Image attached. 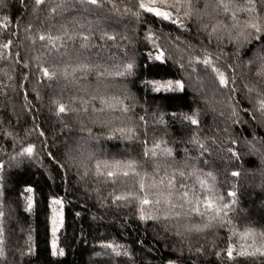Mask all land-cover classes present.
Here are the masks:
<instances>
[{"label":"trees","instance_id":"1","mask_svg":"<svg viewBox=\"0 0 264 264\" xmlns=\"http://www.w3.org/2000/svg\"><path fill=\"white\" fill-rule=\"evenodd\" d=\"M54 0H47L44 7L33 13L34 0H24L27 7L21 0H6L7 7L0 8V20L6 14L9 16V29L0 28V42H4L9 35V31L17 32V36L12 37L14 45L12 52H19V57L9 56L7 60H0V133H12L18 139H23L25 143L35 145V156L32 159L24 158L22 163L16 168H6L3 176L4 180L0 181L6 190L5 195L0 198V204L4 205L3 210L6 216L3 219L6 228V251L7 260L0 261V264H161V257H168L173 246L176 249L180 247V237L175 235L176 225L185 223V219L171 218L167 221L169 231L165 233L163 228L165 223H154L151 221L140 222L135 215V205H117L113 204L110 199V193H120L127 190L135 182L134 177L121 178L116 185L106 182V178H96L92 175L81 180L75 165L70 166V171L65 172L63 169H57L46 155L48 151L57 153L62 156L66 142H76L80 138L88 139L87 131H81V128H91V136L96 138L89 140L95 156L100 160L129 159L135 158L142 164L141 170L152 172L151 162L145 163L139 155V147H129L128 141L117 139H108L110 128L125 121L121 113H105L92 111V105L97 109L102 108L99 99L92 102L88 112L78 114H56V105L53 100H59L65 104L71 102L72 96H83L88 99L92 95L116 96L124 100L126 96L124 84L120 78L106 77L101 82H97L95 74L88 76L87 81L80 84H72L64 80L47 81L38 80L37 61L33 59L39 56L43 49L37 41L35 45L26 37L28 32L25 31L29 22L38 25V18L44 20L48 18L49 23H56L61 20V16H56L55 20L49 18L48 8L51 7ZM127 2V0H125ZM242 2V0H241ZM208 7L205 8V0H193L195 8L200 9L201 19H186L185 22L191 26V32H176L172 26L163 28L165 32L172 33V42L162 41L166 54L170 57L168 62L161 69V76L165 79L175 78L183 79L187 94L184 97L183 107L167 106L161 107L160 110L165 113L173 111H190V109L200 110V119L202 121V136H211L216 133L217 143L212 144L209 141V147L212 151L207 165H198L202 172L200 176L206 179L210 186L214 185V193L224 196L225 202L230 199L227 196L229 191L237 193L238 207L247 209L251 215L244 217L241 213L230 215L233 216L237 232H243L246 227H253L259 232L264 225V190L260 185L264 183V166L260 165L259 158L248 155V146L245 140L252 137L249 132L255 128H245L240 124L233 125L232 107L235 101L242 100L240 108H247L252 112V105L255 103V94L249 95L245 85L249 87L257 85L264 88V84L259 83V79L252 75L246 67L236 60L234 53V42H230L225 35L223 41H217L215 36L212 37L211 44L208 42L207 30H201L202 24H213L217 20L226 24H231L230 14H225L222 9L218 8L217 0H207ZM65 16L68 14L65 13ZM241 20L245 14H237ZM195 17V13H194ZM70 20L71 17L68 16ZM88 20L94 21V15H88ZM127 22V21H126ZM167 24V22H165ZM19 25V27H17ZM71 26V25H70ZM157 29L161 25H155ZM129 35L132 33L129 32ZM179 35L180 40L176 41L175 37ZM191 43L192 47L188 44ZM151 47V45H149ZM245 49L249 47H258V45H244ZM205 48L211 54L213 60L221 70L228 75L235 74L236 83L234 87L238 90L237 94H232L228 89H219L213 82L210 72H205L203 65L197 66V71L193 72L189 67V60L192 56H203ZM146 55L147 49H142ZM107 57V53L104 54ZM119 55V54H118ZM252 53L249 52V56ZM54 61L58 67H63L60 63L57 53ZM140 56V53H137ZM219 57V60L216 58ZM248 57H244L247 60ZM19 61V63H17ZM24 62L29 63V68L24 69ZM44 62V58H41ZM45 62L44 66H49ZM90 62L98 61L95 56L90 58ZM120 60L107 61L104 67L111 68L113 63H119ZM148 63H152L148 61ZM159 63V62H156ZM183 64V68H181ZM239 65L234 69H228L227 65ZM104 69L101 68V71ZM7 73L13 79L9 80L5 75ZM167 73L168 75H165ZM27 75V79L22 78ZM161 76H157L160 79ZM151 78V77H146ZM107 85V86H106ZM87 91H82L83 87ZM131 95L136 97L137 103L135 111L143 114L142 110L147 109L149 112L162 105L159 99L160 95H169L167 93H153L151 89L145 88L143 84L137 83L136 87L128 86ZM27 93V100L24 94ZM37 96L39 98H37ZM231 97V98H230ZM129 100H125L128 103ZM73 107H80L79 102L73 104ZM223 113V115H221ZM118 116L121 119L113 120L111 125L105 126L99 122L93 123V120H108ZM255 115L257 119H262L259 112ZM241 119L249 120L250 116H245L243 111H239ZM135 117H133V122ZM63 121V122H62ZM68 127L65 128L64 125ZM228 128L229 132L222 130ZM43 130L45 136H39V131ZM169 135L166 137L171 143L175 141L177 151L180 156L183 155L182 139L187 138V129L183 128L179 122H170L168 128ZM157 136L163 135L161 129H157ZM240 137L238 147L242 159L239 161L229 160L225 149L227 148V136ZM152 133H150V136ZM257 136H264V128L257 132ZM13 136L0 135V148L6 147L7 153L11 154ZM17 151L19 143H17ZM59 150V151H57ZM0 152V159L8 160L9 156ZM195 155V152L192 153ZM94 161L89 163L93 167ZM239 171L238 177H232V171ZM82 171V169H81ZM171 175L172 170L168 169ZM212 172L216 177L212 180L205 174ZM164 169H161L159 176H163ZM159 176L157 178H159ZM186 183L194 186L196 191L207 195L206 190L200 189L195 176H190ZM31 185L32 192L26 193L24 189ZM31 196L33 208L31 212L25 211L27 197ZM53 197L62 200V206L52 203ZM108 199H105V198ZM103 201V204L101 203ZM58 208L63 216V225L52 234L51 220L53 218V209ZM251 221L249 223L248 221ZM183 231V229H180ZM229 233L226 229L220 230L217 236L209 234L208 239H203L200 235H188L185 243H191L193 249L200 244H204L207 251L203 255H196L194 252L189 253L185 248L183 257L188 264H232L226 259V248L229 242ZM31 236V241L28 237ZM215 240V248L211 246V241ZM55 240L56 246L64 250V255L52 257L50 249L52 241ZM115 242L124 245V250L129 252V256L123 255L117 257L111 253V250L101 248L102 243ZM31 244L34 255L31 259L27 255L21 257L20 252L27 253V244ZM231 243L238 248L242 243H251V239L242 240L239 237H232ZM220 251L221 256L217 257L213 253ZM38 252V255L35 253ZM245 259V258H238ZM247 264H264L259 258H246Z\"/></svg>","mask_w":264,"mask_h":264},{"label":"snow or ice","instance_id":"2","mask_svg":"<svg viewBox=\"0 0 264 264\" xmlns=\"http://www.w3.org/2000/svg\"><path fill=\"white\" fill-rule=\"evenodd\" d=\"M25 7L27 4L21 0ZM47 0H34L33 13L44 7ZM6 0H0V8L7 7ZM205 8L208 7L205 0ZM218 8L222 9L225 14H230L231 24L223 23L217 20L211 25L205 23L200 26L201 30H207L208 42L211 44L212 37L216 40L223 41L225 35L230 42H234V57L239 60L248 71L259 79L260 84H264V0H217ZM200 9L193 5V0H54L51 7L48 8L49 18L55 20L56 16H61V20L56 23H49L48 18L40 20L38 25L29 22L25 31L29 34L26 37L33 45L40 44L43 51L39 56L33 57L38 63L37 76L38 80L53 81L64 80L72 84H80L87 81L88 76L95 74L97 82H101L106 77L120 78L126 81L124 84L125 99L122 100L116 96L92 95L88 99L83 96H72L71 102L65 104L59 100H53L55 104L56 114H78L80 112L87 113L92 102L99 99L102 108L97 109L92 105L94 113H121L123 119L128 123L116 125L110 128L108 139H117L128 141L129 147L138 146L139 155L145 163L151 162L152 172L142 171V164L135 158L129 159H113L100 160L95 156L89 140L96 139L91 136V128H81V131H87L88 139L80 138L76 142H66L65 151L62 156L57 153L48 151L47 156L50 162L57 169H63L65 172L70 171V166L75 165L81 180L92 175L93 177L106 178V182L116 185L121 178L134 177L135 182L127 190L120 193H110V199L113 204L119 205H135V215L140 222L160 223L163 221L165 226L163 231H169L167 221L171 218L185 219V223L176 225L175 235L180 237V247L176 249L174 246L168 257H161V264H188L184 259L183 253L185 248L189 253L203 255L207 249L204 244L193 249L191 243H185L188 235L197 234L207 240L209 234L217 236L220 230L226 229L229 233L228 244L226 248V259L232 264H247L246 258H259L264 261V225L261 226L259 238L253 227H246L243 232L236 231L233 216L230 215L241 213L244 217L251 215L247 209L239 208L237 193L229 191L227 196L230 198L225 202V197L215 194L214 185L210 186L206 179H202L200 173L202 169L200 164L207 165L212 151L209 147V141L212 144L217 143L216 133L211 136H202V121L200 119L199 109H190V111H173L170 114L160 110L161 107L175 106L183 107L182 101L187 94V88L184 80L167 78L161 76V69L168 62L170 57L166 54V49L162 41L172 42V33L163 31L164 27L172 26L176 32H191V26L185 22L186 19H201ZM68 15L65 16L64 14ZM195 13V17H194ZM245 14L243 20L237 15ZM88 15H94V21L88 20ZM68 16L71 19H68ZM127 21V22H126ZM167 22V24H165ZM159 23L160 29L155 25ZM71 25V26H70ZM19 27V25H17ZM0 28L9 29V16L4 15L0 20ZM132 34L129 35L128 33ZM17 36V32L9 31L8 38L4 42H0V60H7L9 56L19 57V52L13 54L12 46L14 40L12 37ZM176 41L180 40V36L175 37ZM258 45V47H249L245 49L244 45ZM151 45V47H149ZM192 47L191 43L188 44ZM142 49H147L146 55ZM249 52L252 53L249 56ZM53 53H57L60 63L63 67H58L54 61L56 57ZM107 53V57H105ZM140 53V56H137ZM119 54V55H118ZM95 56L98 61L90 62V58ZM244 57H248L244 60ZM44 58V62H41ZM119 59V63H113L111 68L104 67L107 61ZM219 60V57L216 58ZM49 66H44L45 62H49ZM151 61L152 63H148ZM159 62V63H156ZM19 63V61H17ZM189 67L192 71H197V66L203 65L205 72H210L213 82L216 86L223 90L228 89L230 93L237 94L238 90L234 87L236 76L228 75L221 70L213 60L211 54L205 48L204 55L192 56L189 60ZM239 65L228 64V69H234ZM181 64V68H183ZM23 68H29V63L24 62ZM101 68L104 70L101 71ZM9 80L13 79L5 73ZM165 75H168L165 73ZM157 76H161L157 79ZM151 77V78H146ZM22 78L27 79V75ZM143 84L145 88L151 89L153 93H167L169 95H160L159 99L162 105H158L156 109L149 112L143 109V114L135 111L136 97L131 95L129 85L136 87L137 83ZM107 86V85H106ZM249 95L255 94V103L252 105V112L247 108H240L242 100L235 101L232 107L231 115L234 117L232 124H240L245 128L255 125V128L249 132L252 137L245 140L248 146V155L259 158L261 166H264V136H257V132L264 128V118L257 119L255 115L259 112L264 117V88L253 85L249 87L245 85ZM82 91H87V87H83ZM27 93L24 94L27 100ZM37 98H39L37 96ZM231 98V97H230ZM125 100H129L125 103ZM79 102L80 107H73V104ZM239 111H243L245 116H250L249 120L241 119ZM223 115V113H221ZM133 117L135 120L133 122ZM121 119L114 116L108 120H93V123L99 122L105 126L111 125L113 120ZM63 122V121H62ZM170 122H179L180 125L187 129V138L180 141L183 144L182 153L179 161L177 156L179 152L174 145L166 138ZM68 127L67 124L64 125ZM157 129H161L163 135L157 136ZM229 132L226 127L222 130ZM150 133L152 135L150 136ZM3 136H13L11 154L7 153V148H0V152L8 154L7 161L0 159V181L4 180V170L6 168L18 167L24 158L32 159L35 152L33 143H25L23 139H18L12 133H0ZM39 136H45L43 130L39 131ZM17 143L19 150L17 151ZM227 148L225 149L229 160L239 161L242 159L239 148L233 147L240 144V137L229 134L227 136ZM59 151V150H57ZM195 152V155L192 153ZM94 161L93 167H89V163ZM164 169V175L159 176L161 169ZM82 169V171H81ZM171 169V175L168 174ZM215 180L216 177L212 172L205 174ZM239 171H232V177H238ZM159 176V178H157ZM190 176H195L200 189L206 190L207 195L196 191L194 186L186 183ZM264 190V183L260 185ZM3 184L0 183V198L5 195ZM24 192H32L31 185L26 186ZM105 199H108L107 197ZM52 203L62 206V200L53 197ZM103 204V201H101ZM264 207V204H262ZM4 205L0 204V261L7 260L6 251V228L2 218L6 216L3 210ZM33 208V200L31 196L27 197V203L24 210L31 212ZM52 234L63 225L62 213L53 209ZM59 217V219H57ZM251 223V221H248ZM183 229L181 231L180 229ZM232 237H239L242 240L251 239V243H242L236 248L231 243ZM31 241V236L28 237ZM211 246L215 248V240L211 241ZM27 253L20 252L21 257L27 255L31 259L34 250L31 244H27ZM124 245L115 242H106L101 244L102 249L111 250L112 254L119 257L121 255L127 257L129 252L124 250ZM215 256L220 257V251H214ZM38 255V252L35 253ZM50 255H64V250L56 246L55 240L52 241ZM245 258V259H238ZM194 264V262H193Z\"/></svg>","mask_w":264,"mask_h":264},{"label":"rangeland","instance_id":"3","mask_svg":"<svg viewBox=\"0 0 264 264\" xmlns=\"http://www.w3.org/2000/svg\"><path fill=\"white\" fill-rule=\"evenodd\" d=\"M55 210H56L57 212L61 213V211H60L58 208H56ZM57 219H59V217H57Z\"/></svg>","mask_w":264,"mask_h":264}]
</instances>
